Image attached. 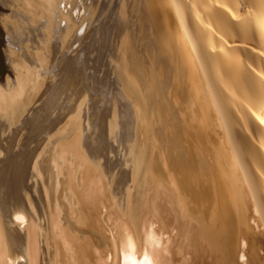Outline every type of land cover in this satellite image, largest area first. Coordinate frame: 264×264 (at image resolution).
Segmentation results:
<instances>
[{"label": "bare ground", "instance_id": "obj_1", "mask_svg": "<svg viewBox=\"0 0 264 264\" xmlns=\"http://www.w3.org/2000/svg\"><path fill=\"white\" fill-rule=\"evenodd\" d=\"M64 2L66 11L56 10L59 0H25L46 16L45 23L30 31L32 42L42 44L45 52H38L40 67H34L30 81L19 76L8 87L0 83L2 108L10 121L20 120L0 139V264H15L19 258L23 262L18 264H264V0ZM105 6L106 20H110L105 32L106 72L100 69L99 53L91 57H84L83 50L63 54L69 35L74 32L76 40L82 37L83 21ZM54 14L66 17L64 26L55 25ZM136 21L140 26L131 32ZM137 38L151 52L153 67L147 71L141 64L147 76L141 86L142 78L137 79L131 64L127 65L134 85L130 87L122 84L120 64H114L118 61L115 50L118 46L117 51L128 55ZM15 41L0 27L1 78L9 63L2 47ZM50 62L52 72L59 70L54 85H46L45 101L21 118L28 89L42 87L44 74L50 75L43 66ZM78 93L86 95L85 116L90 103L104 107L97 115L106 116V128L103 123L101 129L98 122L93 126L100 128L93 130L83 121L85 128L81 126L71 140L64 136L53 157L49 152L41 158L38 143L56 120L52 109H68ZM129 101L134 102L137 124L143 127L140 131L144 133L148 124L152 127L164 146L163 159L179 180L172 177L169 186L157 181L140 200L128 195L125 205H120L118 197L129 178L122 166V150L133 125ZM150 108L153 113L148 120ZM92 117L88 118L91 124ZM66 151L69 158H63ZM51 158L57 174L67 167L65 179L51 170ZM92 158H103L105 170L119 169L115 183L119 194L111 192ZM29 169L41 192L35 206L29 197L26 200L33 217L27 214L26 204L20 205L30 189ZM47 172L50 185L42 180ZM64 191L68 192L67 210L76 214L75 220L68 212L61 215ZM188 200L202 205L213 200L211 221L206 223L195 214ZM103 210L114 231L113 253L106 238L101 245L92 240V229L102 228ZM39 211L43 225L37 220ZM12 217L22 224L26 221L24 228H12ZM164 233H168L163 238L168 245L162 247Z\"/></svg>", "mask_w": 264, "mask_h": 264}, {"label": "rangeland", "instance_id": "obj_2", "mask_svg": "<svg viewBox=\"0 0 264 264\" xmlns=\"http://www.w3.org/2000/svg\"><path fill=\"white\" fill-rule=\"evenodd\" d=\"M34 1H36V0H34ZM59 3H60V8L57 7L56 10L62 9L64 11H66L65 6L63 5L65 3L64 0H59ZM37 12H38V7L33 6V5H26L25 0H7L6 2L0 4V27L3 28V30L6 32V34L10 38L16 39L15 42H10V43L4 44L2 47L5 55L9 59V63H8L7 68L4 70V74L2 75V78L0 77V83L1 84L8 83L7 87L12 85V84H15L16 79L19 76L24 77V78H26L28 76V79L30 81L31 76L33 74L32 72L34 70V67L36 69L40 67L38 64V60H37V58L39 56L38 52L44 53L45 49L42 47L43 46L42 44L40 45L39 43L36 44V43L32 42L33 40H31L32 36H31L30 31H31L32 27H38V26H40V24L42 25V22L45 23V21L47 19H46V16L44 14H39ZM54 16H55V19H58L57 22H55V25L56 24L58 26L60 24L62 26L65 25L66 17H64V16L59 17V14H54ZM106 21H108V22L110 21V20H106V6L102 10V12L99 13L98 15H96V10H95V12H93L92 17L84 20L82 25H81V28H83L85 31L84 35L82 37H80L79 39L76 40L74 32H72L69 35L67 44L63 49L64 50L63 54H68V56L69 55L72 56L74 54L77 55L79 50L80 51L83 50L84 57H91V55L96 56L99 53L100 54L99 56H101L100 69L102 71L106 72V33H105L106 32ZM80 22H82V19L78 21V26L80 25ZM137 22H138V24H137ZM136 25L139 28L140 21H136V23L133 25V27L130 28L131 32L135 31V28H137ZM86 30H87V33H86ZM43 33H44V29H43V27H41V31H40L41 37H43ZM101 34H102V37H101ZM103 35H105V36H103ZM123 36H124V33H122L119 36V39H118L119 41H117L118 46H119V43H120ZM136 37H138V34L136 35ZM90 38H91V40H90ZM60 39H61V34H60V38H59V35H57V40L59 41ZM95 40H96V42H95ZM103 40H105V42ZM134 42H136V43L133 45L134 47L131 50V52H129L128 55H123L120 52V50L117 51V49H119V47L116 46L115 54L118 56V61H114V64H120L119 70H120V75L122 77L121 79H123L122 84H125V85L128 84V86H130V87L131 86L133 87L134 85L132 83V80H130L131 78L128 77L129 72L126 70L127 65L131 64L132 71L134 72V75L137 79H139V78L143 79V80L139 79V82H141L140 83L141 86H142L143 82L145 84V82L147 80L146 73L143 74V72H142V67L145 66L147 71H149V68L153 67V65H152V59L153 58L151 56V52L146 50L144 47H142L138 38ZM136 46H137V48H136ZM87 50L90 53H88ZM117 56H116V58H117ZM129 57H131V58H129ZM144 61H145V63H143ZM52 66H53V62H50L48 64L45 63V65L43 66V70L44 69L48 70L50 75L44 74V79L42 81V87H40L39 89H36V90H34L33 88L28 89L27 94L24 97V99H25V105L24 106L25 107L22 109L23 113L21 114L22 115L21 118L24 117V115H26L27 113H29L32 108L40 106L41 103L43 101H45V99L47 97L46 85L51 84L49 87L54 85L56 78L59 75V70L54 71V72L51 71ZM140 70H141V74H140ZM144 76L146 79L144 78ZM28 86L29 85H27L26 88H28ZM85 97H86V95H84V93H78L76 95H73L72 101L70 102L71 104L69 105V108L64 109V111H62V112H59L57 108L52 109V115L54 118L56 117V120H55V123L51 125V132L47 135V137H44V139L40 140L38 143V148H39L38 152H41L40 153L41 158H43L44 156H48L49 152L52 153L51 157H53V153L57 149V146H58L57 144L59 143V141L61 139H63L64 136L69 137L71 140L72 135L75 134V132L78 131L79 128H82L81 126H83L84 123L87 126L88 125L93 126V124H96L95 126H97V124L99 122L100 124H98V126H100L101 129L103 127H104V129L106 128V121H104L105 115L102 116V119H100L101 116L99 117L97 115L100 113L99 111L103 107L102 105L99 106V105H96L95 103H94V105H92L90 103L89 106L91 105L90 106L91 110L89 109V106H87V108H86L87 109V116L84 115V109H85V104H86ZM20 98H22V97H20ZM20 98L18 97V99H20ZM129 102H130L131 111H132V115H131L132 116V122H133V125L131 127L132 133L130 136V140L128 141L127 147L122 150V156H123V161H124L122 166H123V168H125L126 170L129 171V178L127 179V182L125 183V185L122 188V191L120 192V195L118 197V199H119L118 201H119L120 205H125L128 195L130 196V198L137 195L138 200H140L144 194L150 193V191L153 190L157 181H161L162 184H164L165 186H169L170 180L172 177H174V179H175V181H177V183L179 180V175L176 172V170H174L167 163L166 159L165 160L163 159L164 154H165L164 146L160 142L159 137L153 133L152 127H150L151 128L150 129L149 124H148L146 126L144 133L142 131H140L141 128H143V127H142V125L137 124L138 116L136 113L134 102H132V103H131V101H129ZM2 106L3 105L0 104V109H1L0 110V127H2V131H0V134H1L0 139L2 138V135H4V133H10L16 126H18L20 124L19 119L16 121H10L9 116L7 115L8 111L6 109L4 110L2 108ZM92 107H93V109H92ZM94 108H96V109H94ZM94 110H95V113H94ZM92 111H93L94 115H89V113H92ZM150 111L153 113V108H150V110L148 112V117H149L148 120H150L151 115H152V113ZM5 113H6V115H4ZM1 115H2V117H1ZM83 116H85V117H83ZM92 116L95 118L96 121L94 120V118ZM90 117H92L91 120L93 119L95 121L94 122L92 120V124H91V121L89 120ZM85 119H86V122H85ZM105 120H106V116H105ZM83 121H84V123H82ZM102 121H104V122H102ZM103 123L105 124V126ZM101 124H103V127L101 126ZM87 126H86V128H87ZM95 126L92 127L93 130H94V128H100V127H95ZM83 128H85V125ZM24 132H25L24 129L21 130L20 135L16 139L15 147H17V145L21 142V140H22L21 134ZM110 136H112V135H110ZM113 144L118 145L117 140H113ZM58 150H60V149H58ZM58 152H60V151H58ZM66 152H65V155H67V156H65L63 158H66V157L69 158V155H70L69 151H66ZM59 158H61V157H59ZM68 160L69 159H66L67 162H68ZM52 161H53V159L51 158L49 163L52 166V167L50 166L52 169L51 168L50 169L54 173L57 174V172H55V168H56L54 165L55 163H54V161L53 162ZM60 161H62V160L59 159V162ZM92 163H93V166L96 170L102 171V173L104 174L106 181H107V184L110 186L111 192L113 194H119L115 190V183H116V180L118 177L119 169L114 168V169L109 170V171L105 170L103 168V163H104L103 158H99V159L92 158ZM59 165H60V163H59ZM59 171H60V173L58 172V174H57L59 176V178L65 179L67 177V174L65 175V173H67V167L61 168ZM31 172H32L31 169H29L28 184L30 185V189L27 190V193H24L22 204H20L21 206L23 204L24 205L26 204V206H27L26 200L28 199V197H29V200H31L33 205L35 206L36 203L39 201V197L41 195V192L37 190L39 188V186L34 185L35 178L32 177ZM78 172H77V175L79 174ZM59 174H61V176ZM63 175L66 177L63 178ZM42 180L44 181L43 183H45V185H50L51 180L49 178L48 172L45 173ZM64 192H66V196H65V193L60 196V200L62 199V196L65 198V199L63 198L61 200L63 202L60 201L62 203V205H64V207L61 206V208H62L60 211L61 215L66 214V212H68V210L70 212V209L68 208L69 205H67L68 204V201H67L68 200L67 199V193L68 192L67 191H64ZM120 199H121V201H120ZM66 202H67V204H66ZM189 205L191 208H194L195 214H200L201 217L204 218V221L206 223L211 221V214H212L213 205H214L213 200L203 201V205L199 202H194V201L190 202L189 201ZM16 206H18V205L16 204ZM12 207H13V204L10 205V208H12ZM29 208L30 207H28V206L25 208L27 211V214H29V215L31 214V216L33 217V212ZM37 208H41V207L38 206ZM104 209H106V208H104ZM62 210H63V212H62ZM106 210H103V212L100 213L101 217L99 216L100 222H103V224L101 223L102 228H100V227H96L97 229L95 227H94L95 229L93 227H90V228L91 229L93 228L92 230L94 231V233L92 234L93 242L98 244V245H101L102 243H104L102 241V239L106 238V246L110 247L111 252L113 253V250L116 247V243L114 242V239L112 237L114 231L111 230L112 228H109L111 225H109L110 222H109V220H107L108 218L106 217L107 216ZM69 212L67 213V216H69V218L71 217L72 218V219L70 218L71 220H75L76 214L73 216ZM37 214H38V216H37L38 222L43 225L45 220L42 217H41L42 219L39 218L41 212L39 211L36 213V215ZM104 215H105V217H103ZM102 217H103V219H102ZM13 219H14V217H12V221L10 222L12 228L19 229V230L24 228L26 221L22 224V223H19L16 219H14V220ZM105 219H106V221H104ZM248 222H249V220H247V223ZM253 223L254 222H252L251 224H253ZM242 225H244V224H242ZM79 229L81 230L82 228H79ZM102 230L105 231V233ZM83 231H89V230L83 229ZM103 233L106 234V236ZM165 235L168 236V233H164L161 236L162 238H160V240H162V243H160L161 241L158 240L159 242L158 243L156 242L157 245L160 243V246L164 247L161 244H163V243L166 244V242H167L166 245H168L167 240H164V242H163V238L167 239V237ZM40 245H41V250L43 251V248L45 247L43 240L40 242ZM160 246H158V247H160ZM41 257L43 259L45 257L44 254H42ZM19 259H17V261H15V264L23 262L21 260V258H19ZM12 264H14V262H12Z\"/></svg>", "mask_w": 264, "mask_h": 264}]
</instances>
